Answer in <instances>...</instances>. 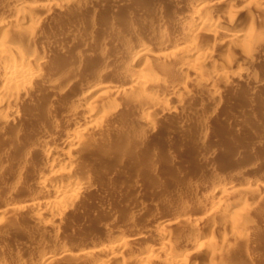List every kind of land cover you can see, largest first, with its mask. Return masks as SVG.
Here are the masks:
<instances>
[{"label":"rangeland","instance_id":"1","mask_svg":"<svg viewBox=\"0 0 264 264\" xmlns=\"http://www.w3.org/2000/svg\"><path fill=\"white\" fill-rule=\"evenodd\" d=\"M70 1L0 0V24L11 26L8 37L13 40L18 37L15 42L19 43L20 54H26L24 57L28 59L33 56L32 59L39 60V66L49 64L28 97L19 101V115L9 121L0 119V210L5 215V230L11 231L6 237H0V254L22 255L26 264H35L37 257L43 259L67 250L69 255L65 260H68L63 261L65 256L58 255V264H90L98 256L91 255L90 252L97 251L90 247L92 244L99 245V250L107 249L120 238L128 242L132 239L129 248H157L158 252L161 245L157 231L163 227L161 221L171 220L174 236L182 227L180 220L190 217L204 225L201 237L217 248L214 255L219 258L218 262L247 264V254H253L250 261L254 263L248 264H264V195L260 194L264 188V61L258 62L264 54V42L255 46L258 59L254 65L243 60L242 46L224 44L220 34L218 38H208L206 32L186 33L192 24L190 2L208 6L223 0ZM233 1L224 0L223 7L212 8L210 14L227 23L228 14L240 12L236 19L240 28L247 27L251 19L256 27H263V3L257 1L255 8V3L248 0ZM231 3L236 6L233 5L235 11ZM39 5L45 8L40 10ZM24 7L29 14L40 18L33 36L29 23H15L17 11ZM164 32L165 36L161 35ZM262 33L259 35L264 37ZM192 44L201 50L200 57L214 54V62L204 71V76L210 79L206 86L184 78L190 72L184 67V71L174 68L171 62L177 56L184 62H194L198 56L186 58L179 53L182 46ZM142 47L151 49L152 54L140 57ZM227 65L240 67L244 72L238 79H235L238 76L226 77L225 82L222 80L225 77L216 78L212 72ZM144 66L151 67L149 70L158 76L167 77L164 78L167 85L158 93L169 98L171 113L163 112L159 106H150L149 102L148 108H144L147 102L132 94L134 85L129 71L139 74ZM105 88L121 92L122 98L109 97ZM181 90L190 91L189 95H179ZM213 90H219L217 93L222 96L216 105L210 95ZM110 100L118 105L113 116L100 112L106 117L102 121L84 117L92 107L99 108L106 102L113 104ZM153 124L157 131L150 134ZM81 132L88 136L79 143L77 135ZM53 136L67 139L68 144L58 149L56 155L63 158L70 153L74 157L70 165L72 181L76 178L82 181L84 189L75 190L65 180H53L59 186L81 190L78 202L64 204V213L54 221L47 217L32 220V209L28 206L55 200L52 189L41 190L44 181L51 178L49 175L56 173L47 159L50 150L44 148L47 138ZM39 147L44 151L34 154ZM243 177L249 178L248 189L253 193L258 190V194L235 195V190L241 188L238 181ZM223 183L230 186L231 192L223 196L225 199L216 200L213 192ZM222 199L227 203L235 200L247 203L245 230L235 228L241 236L239 240L231 238L229 222L235 218L218 217L216 226L205 221ZM26 249L31 250L29 254ZM193 250L184 246L180 254ZM133 251L109 263L119 264L124 258L129 264H136ZM220 251H226L225 255ZM206 252L193 254L191 264H210L214 256ZM79 257L84 261H79ZM8 260L14 264L11 258Z\"/></svg>","mask_w":264,"mask_h":264},{"label":"bare ground","instance_id":"2","mask_svg":"<svg viewBox=\"0 0 264 264\" xmlns=\"http://www.w3.org/2000/svg\"><path fill=\"white\" fill-rule=\"evenodd\" d=\"M3 1V0H2ZM19 1V0H18ZM65 1H68V0H65ZM74 1V0H73ZM217 1V0H216ZM224 1V0H223ZM216 2L215 4H209L208 6H204L203 5H198L197 3H195V1L193 2H190L188 5H189V9H191V13H192V24H190V27H188L187 29V32L189 34L190 31H198V32H206L208 34V38L212 37V38H218L216 37L217 35H221L224 37L225 41H224V44L226 45H232V46H242L243 47V52L242 53V58L245 62H249V63H253L255 62V60L258 59V57L256 56V51H255V46L257 43H260L261 42H264V37L259 35V33L261 34V30L264 31V25L262 24L263 27H261V29H259L258 27H256V23H254V20L251 19L252 21H250V23L248 24V26L245 28H240L239 26V22L236 20L237 19V16L239 17L240 16V12L237 14V12H229L230 14L229 15V18H228V22H223V20L221 21V19L216 16H213V13L210 14V11H212V8L214 9L217 8V6L220 7V5L223 7V4L225 2ZM235 1V0H234ZM233 1V2H234ZM238 1H247V0H238ZM257 1H260V3H263L264 4V0H248V2H250L251 4L252 3H255L254 4V7L257 8L256 4ZM64 2V1H63ZM72 2V0L70 1ZM68 2V3H70ZM76 2V0L74 1ZM72 2V3H74ZM210 2V1H209ZM223 2V3H222ZM227 2V1H226ZM229 2V1H228ZM67 3V2H66ZM247 3V2H246ZM11 4V2H10ZM249 4V5H251ZM69 5V4H68ZM71 5V4H70ZM74 5V4H73ZM207 5V4H206ZM231 7H232V10H234V3L232 4L231 3ZM234 5V6H233ZM38 6V5H37ZM40 6V5H39ZM46 6V4H45ZM45 6H40V10H43L45 8ZM67 6V5H66ZM9 7V6H8ZM68 7V6H67ZM236 7V6H235ZM259 7H261V5H259ZM17 9V8H16ZM231 10V9H230ZM264 10V9H263ZM34 11H36L34 9ZM237 11V10H236ZM258 11H260V9H258ZM30 13V12H29ZM28 13V10L24 7V8H20L17 13H16V22L15 23H18L19 25H24L26 23H29L30 25V35H34L33 32L35 29H37L39 23H40V18L39 17H36V16H32L31 14ZM33 13V12H32ZM36 14V13H35ZM246 14V13H245ZM244 15V14H243ZM247 15V14H246ZM227 16V15H226ZM242 16V15H241ZM250 15H248V18H249ZM186 17V16H185ZM203 19H202V18ZM202 20H201V19ZM186 19V18H185ZM243 19V18H242ZM241 19V20H242ZM240 20V21H241ZM191 21V20H190ZM242 22V21H241ZM226 23V24H224ZM243 23V22H242ZM241 23V24H242ZM17 24V25H18ZM187 24H189L187 22ZM245 25V23H244ZM243 25V26H244ZM14 26V24H13ZM184 27V26H183ZM15 28V27H14ZM19 28V27H18ZM187 28V26H185V29ZM11 26L9 25H1L0 24V32H1V36H0V119L3 118L4 120H8L10 118L13 119V117H16L19 115L20 111H19V106L21 104V102L19 101H22V99H25L26 97H28L29 93L31 92L32 90V87L33 85L35 84V81L41 76L43 75L44 73H46L45 69H46V66L47 64H43V65H38V61H36L35 59H28L26 57H24L26 54H24L22 52L23 55H21L20 51L21 49H19V43L17 44V42H15V40L13 39H10L8 37V33L11 31ZM259 30V31H257ZM17 31V30H16ZM166 31V30H164ZM158 32V31H157ZM163 32V31H162ZM183 32V31H182ZM191 32V33H192ZM161 33V32H160ZM184 33V34H186ZM197 33V32H195ZM205 33V34H206ZM206 34V35H207ZM264 34V32L262 33ZM161 35H164L165 36V32L164 34H161ZM187 35V34H186ZM194 35V33H193ZM36 36V35H35ZM159 36V35H158ZM188 36V35H187ZM203 37V36H202ZM206 37V38H207ZM17 40H18V37H16ZM179 38V37H178ZM204 38V37H203ZM177 39V38H175ZM16 40V41H17ZM20 40V39H19ZM177 41V40H176ZM207 41V40H206ZM21 42V41H20ZM203 42V41H202ZM178 44V43H177ZM198 44V43H197ZM208 44V43H207ZM223 44V43H222ZM22 45V44H20ZM194 45V44H192ZM206 45V43H205ZM204 45V47H206ZM263 45V44H261ZM144 46V45H143ZM149 46V45H148ZM163 46V45H162ZM199 46V45H197ZM202 46V47H201ZM31 47V46H30ZM133 48V47H132ZM143 48V47H142ZM140 50V57L142 58H145V57H149L151 54H152V51L151 49L149 48H143ZM200 48L202 49L203 48V45L200 44ZM29 49V48H28ZM204 50V48H203ZM210 50V49H209ZM30 51V50H29ZM134 51V50H133ZM200 51L197 47L194 46H182L181 50L179 53H181V55H186V58H193L195 56H198V58L194 61V62H190L187 61V62H184L180 59L181 56H177V57H172V58H169V59H172V64L174 66V68H186L188 70V72H190V76L186 75V74H182L184 76V78H187L190 79H194L197 81V84H201V85H208L209 84V80L204 76V71H205V68H208L209 66L212 65V63L214 62V58L213 55L211 53V55H206V56H203V57H200L199 54H200ZM227 51V50H226ZM208 52V51H207ZM18 53V54H16ZM131 53V52H130ZM178 53V52H176ZM17 56H16V55ZM157 54V53H155ZM21 55V56H19ZM131 55V54H130ZM179 55V54H178ZM127 56V55H126ZM174 56V55H173ZM188 56V57H187ZM157 57V56H156ZM183 57V59H185ZM225 57V56H224ZM257 57V58H256ZM164 59V58H163ZM219 59V58H218ZM217 59V61H219ZM187 60V59H186ZM239 60V59H238ZM242 60V61H243ZM55 61V60H54ZM230 61V60H229ZM243 61V62H244ZM259 61H264V54H262L260 56V58L258 59V62ZM222 62V61H221ZM231 62V61H230ZM237 62V61H236ZM239 62V61H238ZM238 62L236 64H238ZM51 63V62H50ZM53 64V63H52ZM240 64V63H239ZM257 64V62L255 63ZM254 64V65H255ZM49 65V64H48ZM54 65V64H53ZM219 65V64H218ZM170 66V65H169ZM237 66V65H235ZM262 66V65H261ZM260 66V67H261ZM55 67V66H54ZM214 67V66H213ZM217 67V66H216ZM145 69L142 70L141 73H131V71H129V74L130 75V80L133 81V85L131 87V92L132 94L136 97H142L146 102H143L146 103V107H144V105L142 104V106L144 108H148V102L151 103V105H156V106H159L161 108V110L163 112H170L172 111V107L170 106L171 103L169 101V98L163 94H159L158 92L160 91V88L162 86H166L167 84V80L164 81L167 77H164V76H158L156 74H154L153 70H149L151 67L146 68V66H144ZM212 68V67H211ZM210 68V69H211ZM242 68V67H241ZM54 69V68H53ZM126 68H124L123 70H125ZM128 69V68H127ZM129 70V69H128ZM132 70V69H131ZM185 69H183L184 71ZM213 70V69H212ZM120 72H122V70H119ZM156 71V70H155ZM179 71V69L177 70ZM182 71V73H183ZM214 71V70H213ZM243 71V70H242ZM242 71L239 67V69L235 68V67H232L231 65H227L226 67L222 66L220 68H216L214 72H212L214 74V76L216 78H224L225 79H222L224 80H228L226 79V77H229V76H234V78L236 76H238L237 78L235 79H238L241 75H242ZM119 72V73H120ZM124 72V71H123ZM128 72V71H126ZM180 72V71H179ZM244 72V71H243ZM185 73V72H184ZM189 74V73H188ZM122 75V74H121ZM125 75V74H124ZM170 75V74H169ZM186 75V76H185ZM177 77V76H176ZM165 78V79H164ZM172 78V77H171ZM43 79V78H42ZM169 79V78H168ZM174 79V77H173ZM178 79V78H177ZM191 79V80H192ZM172 80V79H171ZM39 81V80H38ZM219 81V80H218ZM238 81V80H237ZM54 82V81H53ZM165 82V84H164ZM217 83V82H216ZM51 84V83H50ZM130 84V83H129ZM164 84V85H162ZM180 84V83H179ZM228 84V83H227ZM36 85V84H35ZM177 86V85H176ZM54 87V86H53ZM106 87V86H105ZM178 87V86H177ZM230 88V86H229ZM106 89V88H105ZM130 89V88H129ZM210 91V89H209ZM217 91L219 90H213L210 92V95L211 97L214 99V103L216 105V101H221V99L219 100V96H221L219 93H217ZM189 92L190 91H187V90H184L182 92L181 90V94H186V95H189ZM208 92V91H207ZM206 92V93H207ZM220 92V91H219ZM169 93V92H168ZM177 93V92H176ZM105 94L108 95L109 97L111 98H117L118 96L121 97V92L119 91H112V90H109V89H106L105 90ZM219 94V95H218ZM125 95V94H123ZM138 95V96H137ZM178 95V96H179ZM131 96V95H130ZM183 96V95H182ZM185 96V95H184ZM209 96V95H208ZM125 97V96H123ZM187 97V96H186ZM210 97V96H209ZM222 97V96H221ZM127 98V97H126ZM137 100V99H136ZM183 100V99H182ZM111 101V100H110ZM188 101V100H187ZM213 101V100H212ZM113 102L110 103V102H106L104 104H102L99 108L98 106L97 107H92V109L90 108L89 112L88 113H84L85 114V118H87V120H92V119H97L99 121H102V119H105L106 117H102L103 113H105L106 115L105 116H111L118 108L117 106L114 104V101H111ZM123 102V101H122ZM138 102V101H137ZM182 102V101H181ZM116 103V102H115ZM140 103V102H139ZM170 103V104H169ZM176 103V102H175ZM220 103V102H219ZM23 104V103H22ZM117 104V103H116ZM94 105V104H93ZM92 105V106H93ZM95 106V105H94ZM138 106V105H137ZM140 106V105H139ZM184 106V105H183ZM22 107V106H21ZM184 108V107H183ZM143 110V109H142ZM173 110H176V109H173ZM72 111V110H71ZM70 112V111H69ZM100 112H103V113H100ZM151 113V112H150ZM102 114V115H100ZM158 114V113H157ZM163 114V113H162ZM147 115V114H146ZM171 115V114H170ZM71 116V115H70ZM113 116V115H112ZM162 116V115H161ZM72 117V116H71ZM82 117V119H84L83 121H85V118ZM147 117V116H146ZM24 118V117H23ZM149 118V117H148ZM106 120V119H105ZM147 120V119H146ZM3 121V120H2ZM25 121V120H24ZM93 121V120H92ZM96 121V120H94ZM104 122V121H103ZM106 122V121H105ZM102 123V122H101ZM99 124V123H98ZM99 126H101V124H99ZM156 125H151L150 127V134H153L156 130ZM96 129V128H95ZM135 130V129H134ZM81 131V130H80ZM88 131V130H87ZM73 132V131H72ZM78 132V131H77ZM71 133V132H70ZM89 133V132H87ZM162 133V132H161ZM77 134V133H76ZM75 134V136H76ZM155 134V133H154ZM86 135L88 136V134H85L84 132H81L79 133L77 136L79 138V143H82L84 142L83 140L86 139ZM92 135V134H91ZM90 135V136H91ZM148 135V134H147ZM43 138V137H42ZM67 138V137H66ZM72 138V137H71ZM88 138V137H87ZM45 139V138H44ZM48 139V141H46ZM45 143H44V148L47 150H50L49 153L47 152V154H49V156L47 157L49 163H50V166L53 168V170L55 169L56 173L55 175L52 174V175H49L51 176V178L49 179H45L46 181H44L45 183H43V189L41 190H51L52 189V192H54V195H55V200L53 201H48L46 200V202H43L42 204H31V206H28L30 207L32 210H31V214L30 216H32V220H43L45 219L46 217L47 218H50L52 221H54V219L56 220L57 216L63 212L65 205L64 204H67V205H74L75 203L78 202V198H79V191L81 192V190L79 191H75L76 189H81L83 187V183L82 181L78 180L76 178V180L73 182L72 181V176L73 175V171L72 169L73 168H70V165L72 164L73 162V158L72 155L70 153H66L63 155V158L61 157H58V155H56V152L58 149H64V147L68 144V142L62 138H58L57 136H53L51 137L50 139L47 138ZM75 139V138H73ZM77 139V138H76ZM87 140V139H86ZM89 140V139H88ZM42 141V140H41ZM73 141V140H72ZM82 141V142H81ZM73 144V143H72ZM37 145V144H36ZM39 145V144H38ZM41 145V144H40ZM43 145V144H42ZM80 145V144H78ZM34 149V148H33ZM36 150L34 151V154H39V153H42V148L39 147V148H35ZM76 149V148H75ZM47 150V151H48ZM70 150V149H69ZM32 154V153H31ZM30 154V155H31ZM43 154H46V151L45 153ZM58 154V153H57ZM36 156V155H35ZM39 156V155H38ZM45 159V155H42ZM66 158H65V157ZM42 157V158H43ZM129 157V156H128ZM41 158V159H42ZM88 158V157H87ZM43 159V161H44ZM46 161V160H45ZM47 161V162H48ZM46 163V162H44ZM47 166V164H45ZM49 165V164H48ZM255 166V165H254ZM49 167V166H48ZM54 175V177H52ZM48 177V176H47ZM65 180L68 182L69 185L72 186V188H74L75 186V190H71V188H68V186L64 187V186H59L57 184V182H54L53 180ZM57 181V180H56ZM38 183V182H37ZM65 183V182H63ZM237 183V182H236ZM239 185L241 186V188H238L236 189V193L235 195H247V194H251L253 193V190L250 191L248 189V185H249V178L248 177H243L241 180L239 179L238 181ZM69 186V187H71ZM218 186V184H217ZM216 186V187H217ZM221 186V185H220ZM40 188L42 187L39 186ZM86 188V187H85ZM90 187H88L89 189ZM218 190L216 188V191L213 192L214 193V197L216 198V200H219L220 198H223L225 199V195H227L228 193L231 192V188L228 184H224L219 187L218 186ZM84 188H82V191H83ZM86 189V190H88ZM260 189V188H259ZM258 191V190H257ZM255 191L253 193V196L256 195V193L258 194V192ZM261 191V190H260ZM46 192V191H45ZM48 192V191H47ZM51 194V193H50ZM260 194H263L264 195V188L262 189L261 193ZM47 195V194H46ZM79 195V196H78ZM224 196V197H223ZM249 196V195H248ZM252 196V195H251ZM45 197V196H44ZM43 199V198H42ZM213 200V198H211ZM222 201L220 203H223L225 201ZM38 200V199H37ZM208 201V200H207ZM209 202V201H208ZM214 202H217V201H214ZM219 202V201H218ZM41 203V202H40ZM207 203V202H206ZM220 203H217L216 205V209H214L215 211L208 215L207 219L208 220H205V221H208V222H212V224H214L215 222H217V218L218 217H223V219H225V217H230V218H235L233 221H230V227L232 229V237L233 238L232 240L233 241H236V240H239V238L241 237L239 235V233L235 232V228L236 229H241V228H244V226H246L247 224H245L244 220L245 218L248 219V212L249 211L248 209H244V207H246V204L244 201H241V200H235V201H231L229 203L225 202V204H220ZM227 203V204H226ZM213 204V203H211ZM64 205V206H63ZM200 206V205H199ZM204 206V205H203ZM206 206V205H205ZM204 206V207H205ZM70 207V206H69ZM202 207V206H201ZM4 209V207H2ZM206 208V207H205ZM7 209V208H6ZM5 209V210H6ZM30 210V209H29ZM210 210V209H209ZM245 210V211H244ZM7 211H9L7 209ZM13 211V210H12ZM208 211V210H206ZM24 212V211H23ZM64 213V212H63ZM0 214H1V217H0V230L4 228V231L2 230L0 232V237H3V235H5L4 237H6V235H8L11 231H9V229L5 230V227L3 226L4 224V220H3V216L2 213H1V210H0ZM18 215V214H17ZM10 216V215H9ZM35 217V218H34ZM7 218V217H6ZM34 218V219H33ZM219 220V219H218ZM222 220V219H221ZM181 223H182V227L178 229V231L176 233H174V236H172L171 234V230L172 229V222L169 218H165L161 221V223L163 224V227L161 226L160 229L158 230L157 228V233L159 234V240L160 242H158V244H160L161 246H158L159 250L158 252L155 250H153L154 248H150V250H146L145 248L144 249H132V248H129L128 247V244L130 243V240L129 239V242L128 240L125 238V239H121L118 240L117 243L115 244H112L109 248L107 249H102V250H99L98 249V246L97 244H90L91 248H96V252H90L91 255L93 256L94 254L97 256L96 260H92L91 259V262L89 261L90 264H103L104 262H111L113 261L114 259H117V258H121L122 254L124 255V253L126 252H130L132 250H134L132 253L135 255V258H137V263L136 264H191V259H192V255L196 254V253H201L203 254V252H206V253H210V255L212 254V257L210 259V264H223L221 262H218V259L219 258H216V256L214 255L215 252L217 251V248L213 245V243H211L210 240H205L201 237V234L203 233V230H204V225H201V221L197 218H190V217H185L183 219L180 220ZM37 222V221H36ZM42 222V221H41ZM45 222V221H44ZM39 224V222H37ZM43 223V222H42ZM203 223V222H202ZM227 223V222H226ZM44 224V223H43ZM174 224V223H173ZM206 224V223H205ZM209 225V223H208ZM215 225V224H214ZM218 225V224H217ZM216 226V225H215ZM3 227V228H2ZM40 227H43V226H40ZM218 228V227H217ZM11 230V229H10ZM154 230V229H153ZM245 230V228H244ZM239 231V230H238ZM56 232V231H55ZM149 232V231H148ZM242 232V231H241ZM208 233V232H207ZM150 234V233H149ZM210 234V233H209ZM212 234V233H211ZM10 236V235H9ZM3 237V238H4ZM8 237V236H7ZM122 237V236H121ZM158 237V236H157ZM213 238V237H212ZM134 239V238H133ZM5 240V239H4ZM158 240V241H159ZM213 241V240H212ZM0 242H2V239L0 240ZM100 243V242H99ZM132 243V242H131ZM215 244V243H214ZM130 245V244H129ZM132 245V244H131ZM102 246V245H101ZM184 246H186L187 248H191L194 249L193 251H191L190 253L188 254H183L181 255L180 252H182L181 250L184 248ZM33 247V246H32ZM32 247H29V248H32ZM132 247V246H130ZM141 247V246H140ZM183 247V248H182ZM66 248V247H65ZM64 248V249H65ZM69 248V247H68ZM28 249V248H27ZM26 249V251H27ZM33 249V248H32ZM132 249V250H131ZM186 249V248H185ZM23 250V249H22ZM30 250V249H29ZM31 251V250H30ZM30 251H27L28 254ZM24 252H25V249H24ZM26 252V253H27ZM34 252V251H33ZM68 251L67 250H62L61 252H58V253H55L57 255H54V256H48V257H43V259H39L38 257L36 259H39V260H36L37 261L35 264H58L60 261V259L58 260L57 256L58 255H62L63 257L65 256V258H63V261L67 258V253ZM221 252V251H220ZM226 252V251H225ZM224 252V253H225ZM217 253V252H216ZM222 253V252H221ZM222 253V254H224ZM18 254H22L20 252H18ZM88 254V253H87ZM17 255V254H15ZM31 255V253H30ZM69 255V254H68ZM94 255V256H95ZM225 255V254H224ZM247 260H248V263L251 262L250 260L253 259L251 256H253V254H247ZM24 256V255H23ZM79 256H82L79 255ZM89 256V255H88ZM95 256V257H96ZM246 256V254H245ZM87 257V256H86ZM194 257V256H193ZM218 257H222L221 255H219ZM11 258V261L14 262V264H26L25 260H24V257H22V255H18L16 257H14V255L9 252L8 254H3L1 253L0 254V264H9V260ZM26 258V257H25ZM28 258V257H27ZM62 258V257H60ZM70 258V257H69ZM73 258V257H72ZM74 258H76V256H74ZM80 258V257H79ZM89 258V257H88ZM196 257H194L195 259ZM245 258V257H244ZM31 260V258H29ZM124 258H122L120 261H119V264H129L128 262H126L127 260H123ZM193 259V260H194ZM58 260V261H57ZM68 260V259H67ZM65 260V261H67ZM74 260V259H73ZM84 261V258L82 259ZM81 258L79 261H82ZM90 260V259H89ZM192 260V262H193ZM245 260V259H244ZM29 261V260H28ZM27 261V262H28ZM57 261V262H55ZM62 259H61V262L63 263ZM222 261V258L221 260ZM31 262V261H30ZM60 262V263H61ZM75 262V261H74ZM34 263V262H33ZM31 263V264H33ZM79 263V262H78ZM81 263V262H80ZM115 263V262H114ZM118 263V262H117ZM247 263V264H248ZM251 263H254V262H251ZM77 264V263H76ZM110 264V263H109ZM226 264V263H224ZM245 264V263H244Z\"/></svg>","mask_w":264,"mask_h":264}]
</instances>
